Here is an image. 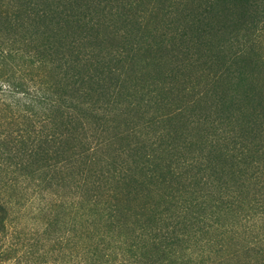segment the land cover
I'll return each mask as SVG.
<instances>
[{"label":"trees","instance_id":"obj_1","mask_svg":"<svg viewBox=\"0 0 264 264\" xmlns=\"http://www.w3.org/2000/svg\"><path fill=\"white\" fill-rule=\"evenodd\" d=\"M27 208L66 264H264V0H0V264Z\"/></svg>","mask_w":264,"mask_h":264},{"label":"rangeland","instance_id":"obj_2","mask_svg":"<svg viewBox=\"0 0 264 264\" xmlns=\"http://www.w3.org/2000/svg\"><path fill=\"white\" fill-rule=\"evenodd\" d=\"M29 210L31 209L27 208V212L13 223L15 235L20 237L15 238L14 234L7 236L4 248L8 257L7 260H1V264H66L63 249L60 253L58 250L46 253L48 246H43L42 242L37 241L39 235L33 232L40 229V224L32 220L33 215Z\"/></svg>","mask_w":264,"mask_h":264}]
</instances>
